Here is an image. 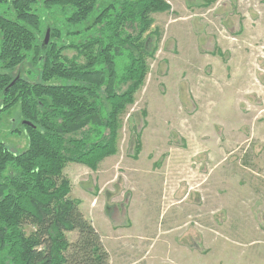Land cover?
Returning <instances> with one entry per match:
<instances>
[{"label":"rangeland","instance_id":"374dc122","mask_svg":"<svg viewBox=\"0 0 264 264\" xmlns=\"http://www.w3.org/2000/svg\"><path fill=\"white\" fill-rule=\"evenodd\" d=\"M164 1L117 152L98 171L69 163L70 197L118 219L108 264H264V0ZM21 122L18 107L0 120L13 152L29 145Z\"/></svg>","mask_w":264,"mask_h":264},{"label":"trees","instance_id":"16d2710c","mask_svg":"<svg viewBox=\"0 0 264 264\" xmlns=\"http://www.w3.org/2000/svg\"><path fill=\"white\" fill-rule=\"evenodd\" d=\"M168 9L164 0H0V120L18 107L32 124L11 130L26 132L25 151L0 140V264H108L64 170H95L116 154L119 114L154 52L150 15ZM67 49L85 62L65 57ZM26 63L37 75L21 72Z\"/></svg>","mask_w":264,"mask_h":264},{"label":"crops","instance_id":"0c3cea01","mask_svg":"<svg viewBox=\"0 0 264 264\" xmlns=\"http://www.w3.org/2000/svg\"><path fill=\"white\" fill-rule=\"evenodd\" d=\"M107 159H108V157H107ZM107 159L105 158L104 160L106 161ZM104 160H103V162L99 163L98 166H100L102 163H104ZM76 167L83 168L82 166L81 167L80 166H76ZM90 170H92V169H90ZM96 171H98V167L96 168ZM91 203H94V201L91 200L90 204ZM90 209L92 210L91 212L94 213L95 209L94 208H90ZM89 220L92 222L93 226L96 228V230L101 235V238H102V241H103V244H104L105 247L107 246L106 243H107V239L109 238L110 234H119V237L121 235H123L121 233V230L115 229V227H113V225H112V221L115 223L116 220H118V219H113L112 220L111 217L109 218L105 214V212H103V209H102V213L101 214L99 213V210H95V215L92 214V216H90ZM117 237H118V235H117ZM130 243H131L130 244L131 248L137 247V241L135 243V239H132Z\"/></svg>","mask_w":264,"mask_h":264},{"label":"water","instance_id":"95a60500","mask_svg":"<svg viewBox=\"0 0 264 264\" xmlns=\"http://www.w3.org/2000/svg\"><path fill=\"white\" fill-rule=\"evenodd\" d=\"M50 43V29H48L47 33H46V36H45V39L43 41V49L46 50L48 45ZM21 77V75H19L10 85L13 86L15 84V82ZM19 126H28V127H32V124L30 122H27V121H22L21 124Z\"/></svg>","mask_w":264,"mask_h":264},{"label":"flooded vegetation","instance_id":"af4514ba","mask_svg":"<svg viewBox=\"0 0 264 264\" xmlns=\"http://www.w3.org/2000/svg\"><path fill=\"white\" fill-rule=\"evenodd\" d=\"M12 122H14V121H12Z\"/></svg>","mask_w":264,"mask_h":264}]
</instances>
